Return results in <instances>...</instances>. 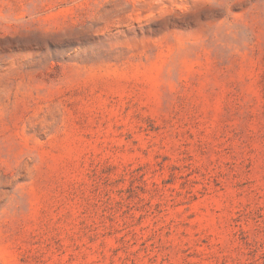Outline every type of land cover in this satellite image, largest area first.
Masks as SVG:
<instances>
[{"label": "rangeland", "instance_id": "obj_1", "mask_svg": "<svg viewBox=\"0 0 264 264\" xmlns=\"http://www.w3.org/2000/svg\"><path fill=\"white\" fill-rule=\"evenodd\" d=\"M0 264H264V0H0Z\"/></svg>", "mask_w": 264, "mask_h": 264}]
</instances>
